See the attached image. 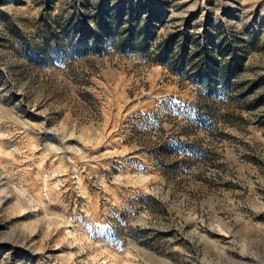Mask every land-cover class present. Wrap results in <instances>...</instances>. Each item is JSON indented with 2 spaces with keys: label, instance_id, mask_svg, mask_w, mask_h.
<instances>
[{
  "label": "rangeland",
  "instance_id": "1",
  "mask_svg": "<svg viewBox=\"0 0 264 264\" xmlns=\"http://www.w3.org/2000/svg\"><path fill=\"white\" fill-rule=\"evenodd\" d=\"M0 264H264V0H0Z\"/></svg>",
  "mask_w": 264,
  "mask_h": 264
}]
</instances>
